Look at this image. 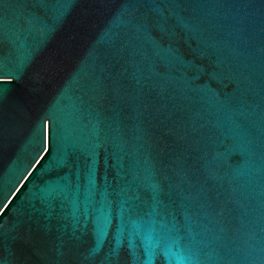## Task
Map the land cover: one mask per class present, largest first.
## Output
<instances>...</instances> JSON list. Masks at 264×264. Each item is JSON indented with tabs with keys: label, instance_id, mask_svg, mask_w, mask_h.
Returning <instances> with one entry per match:
<instances>
[{
	"label": "water",
	"instance_id": "1",
	"mask_svg": "<svg viewBox=\"0 0 264 264\" xmlns=\"http://www.w3.org/2000/svg\"><path fill=\"white\" fill-rule=\"evenodd\" d=\"M0 264H264V0H0Z\"/></svg>",
	"mask_w": 264,
	"mask_h": 264
}]
</instances>
